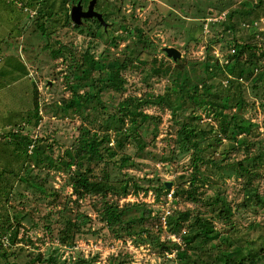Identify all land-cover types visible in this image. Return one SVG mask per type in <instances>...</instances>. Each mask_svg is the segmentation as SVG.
<instances>
[{
    "label": "rangeland",
    "instance_id": "rangeland-1",
    "mask_svg": "<svg viewBox=\"0 0 264 264\" xmlns=\"http://www.w3.org/2000/svg\"><path fill=\"white\" fill-rule=\"evenodd\" d=\"M56 1L52 9L41 1L32 20L15 2L6 12L21 27L32 22L21 44L0 48V66L8 70L0 73V114L18 125L32 105V89L27 119L34 123L37 111L39 122L21 135L36 141L27 157L2 153L21 138L0 147V169L19 173L8 197L0 195V213L17 229L13 241L0 242V264H200L208 248L200 241L185 263L171 248L186 249L181 236L193 231L195 216L228 238L233 258L258 253L255 264H264V204L248 200L264 198V60L254 58L264 51V0H101L97 10L107 32L96 20L71 22L70 6L78 0ZM237 45L253 47L252 57ZM215 64L224 75L212 76ZM85 93L97 101L80 105L75 95ZM167 94L173 108L157 103ZM179 114L180 125L191 114L205 131L206 147L197 150L203 161L176 144ZM229 114L254 124L242 146L223 133L222 117ZM125 130L129 136L120 138ZM93 134L108 151L87 179L111 190L79 198L71 179L82 157L67 154L74 156L79 138ZM8 176L2 180L11 181ZM105 204L127 207L119 225L102 221ZM177 215L188 219L173 235L165 222Z\"/></svg>",
    "mask_w": 264,
    "mask_h": 264
},
{
    "label": "trees",
    "instance_id": "trees-1",
    "mask_svg": "<svg viewBox=\"0 0 264 264\" xmlns=\"http://www.w3.org/2000/svg\"><path fill=\"white\" fill-rule=\"evenodd\" d=\"M262 1H259L258 5H261ZM44 32V28H42V33ZM47 47V46H46ZM237 50L238 52L242 51V50H246V54L247 57H252V51H253V47L251 46H238L237 45ZM264 50V48H263ZM52 54H56L59 57H61V53L60 50H52ZM260 57L261 59L264 60V51H262L259 55L255 56L254 58ZM214 69H215V73L212 74L213 77H219L224 75V71L222 72L221 69H219L218 65L215 64L214 65ZM86 70L82 71L83 74H85ZM244 73V71H242ZM224 73V74H223ZM102 84L107 86L108 81H104L101 80ZM232 85V84H231ZM255 86V85H254ZM231 87V86H230ZM230 92H227V95L229 96ZM240 92L238 91H233V95L238 98L239 97ZM75 97L77 98L76 100L78 101V103L81 104H86L89 101H97V97L98 96H94L91 97L89 94H83V95H75ZM171 97L170 94L164 95V96H160V98L157 100V103L162 104V105H166L169 108H173V104L171 102ZM130 101H134L133 99H130ZM237 104V102H236ZM214 105L216 106H220L219 101H217ZM136 108V107H135ZM229 110V109H227ZM36 121L35 123V127L38 125L39 122V118L37 115V111H36ZM228 117V118H227ZM175 124L179 125V130H178V139L176 140V144L177 145H181L182 149L185 152H191V156L193 159H195L196 162H198L199 160H202L201 155L197 152L198 149H203V144L206 147L205 143H201L204 142V139L201 135L200 132L201 130L198 129L197 125H194L193 121H194V117L190 114V116L184 117L183 119H187L189 120L186 124H179L181 122V114L179 115H175ZM225 118V120H224ZM222 123H223V133L225 135L226 138H230L232 139L234 142L236 141L238 145H244L247 143V138H248V133L251 130V127L254 126V124H251L249 120H246L245 118L238 120V117L236 115H232L229 114L227 116H223L222 117ZM205 131L201 132L204 133ZM120 138H124L126 139L129 135H128V131H120ZM247 135V136H246ZM241 136V138L239 140H237V137ZM98 136L96 134L91 135L89 138H86L84 136H81L79 138V145L77 146V148L74 151V156H71L69 154H67L69 156L70 159H73L75 157H82L81 161L79 159L78 162V170L77 172L74 174L72 180V187H73V192L78 195V197H82L83 194L85 193H93V194H100L103 197L106 196L107 193L110 192V187L107 186L104 182L101 183H96L94 181H89L87 179V172H91L92 170L90 169V166L93 163L96 162H101L104 159V151L107 150L106 148L103 147V152L101 150V146L104 143V139L102 140H98ZM36 142V141H35ZM32 139H30L28 136H25L24 139L22 141H16L15 142V146L13 148L12 155L14 157H16V160H19L20 157L25 158L28 155V149L32 146V149L35 148L34 143H35ZM217 142L219 143L220 141L217 140ZM234 142L232 144H234ZM210 147V146H209ZM37 151V148H36ZM108 151V150H107ZM20 152V153H19ZM39 152V151H37ZM40 153V152H39ZM112 155L114 154H110V156L112 157ZM259 157V156H258ZM86 165V167L84 168V171L80 170V167L82 165ZM72 165V162H68L65 164L66 168H70V166ZM193 166H196L195 163L193 162ZM12 169L7 170V169H3L4 173L9 174L8 178L12 179L11 181H3L4 184L1 182L0 184L3 185L5 188V190H3L2 196L8 197L9 195V191L10 188L12 187L11 182H13L14 179H17L19 176L18 174H13ZM246 170V169H245ZM244 170V171H245ZM15 172V171H13ZM4 173H0V175ZM6 178V177H5ZM195 178H193L194 180ZM249 201L251 200H255L256 204H264V198L262 196H258V195H250L248 198ZM127 207L123 208V209H118L117 206H113L110 204H105L104 206V210L101 214L102 216V221L105 222L109 227H115L116 225H119V223H121L123 221V217L125 216V212H126ZM219 212H221L219 210ZM228 214V213H227ZM226 214V215H227ZM170 218H168V220L165 222L166 224V228L168 229V231L170 233H172L173 235H175V233H179L181 228L183 227V223L188 219V218H182L179 215L174 216V218H172V216H169ZM193 224L189 225V227H191V229L193 228V231H191L189 234H186L185 236H181V240H182V244L183 246H186L185 250H181V247H179L176 244H171V248L173 249H177V251L179 252L180 255L177 256V258H179L180 261H190V256L188 255V251L190 249H192V245H194V243L196 241H200L201 243H203L207 248V250L205 251V256L206 259L202 260L200 264H244V262L249 259H252L250 261L251 264H255L256 261H254V259L252 257L258 255L254 254V255H250V253L248 254V258L245 259V257H241V254H239V256H237L236 258H233V252H229V246H231V243L228 242V238H222L220 236V233L214 230L213 225L206 219L203 218L202 216H195L193 218ZM11 220L9 219L8 213L4 212L0 213V238L2 237H7L8 241L14 239L16 233H17V229H15V226H12L9 222ZM5 224L7 225V227H5ZM4 228V229H3ZM7 228V230H5ZM2 229V230H1ZM13 231V233L11 234L10 231ZM221 238V239H220ZM228 244L226 247L225 245ZM158 247L161 250H166L169 249L168 246H166L165 244L162 243H158L157 244ZM164 248V249H163ZM3 248L0 246V258L3 257L4 258V254H2ZM261 252H263V250H260ZM52 258L49 259V261H51ZM30 263L34 264L33 261H31ZM89 264V263H88ZM191 264H197L196 260H194ZM199 264V263H198Z\"/></svg>",
    "mask_w": 264,
    "mask_h": 264
},
{
    "label": "crops",
    "instance_id": "crops-1",
    "mask_svg": "<svg viewBox=\"0 0 264 264\" xmlns=\"http://www.w3.org/2000/svg\"><path fill=\"white\" fill-rule=\"evenodd\" d=\"M40 1V2H39ZM42 2H46L44 4H41L43 7H46V9H52V8H56L55 7V3L57 2L56 0H0V48L2 46H7L9 47L10 45H15V44H21V41H23V34L26 32L27 27L30 25V23L32 22V18H34L36 13L35 10H37L40 7V3ZM13 2L16 3V6L14 8H16L17 10L22 11V13L27 14L29 13L28 17L29 19H31L27 24L24 25V27H21L22 24V20L21 19H17V17L12 18L10 15L6 14L7 11H10L11 4H13ZM23 2V4H22ZM37 12L39 13V10H37ZM7 21H14V23L11 25V27H9L8 25H6ZM28 25V26H27ZM14 30V31H12ZM18 33V34H17ZM9 45V46H8ZM32 46V45H31ZM21 48V45L20 47ZM23 50V49H22ZM1 51V49H0ZM2 61V57L0 56V62ZM2 66H0V73L4 74V71L7 70L6 67L1 68ZM31 69H26L25 71L27 72L26 77H28V79H32V75L33 73L30 71ZM8 71V70H7ZM30 82V81H29ZM32 83V87L34 85L33 79L31 81ZM0 91H2L0 89ZM31 96H32V105L29 106L28 111H26L25 113H23L21 116H23L22 121H20L18 123V125H15L14 121H7V117L4 118L1 114H0V131H3V133H1L0 135V147H8L9 143L12 142V139H16L17 138H21V135H24L25 132H27V130H29V128L31 129L32 126L33 128H35V123L31 122V120L27 119L30 116V113H32V111L34 110V101H33V90L31 89ZM9 111V110H7ZM25 137V136H23ZM30 138V137H29ZM24 138H21L20 140L22 141ZM31 139V138H30ZM17 140V141H20ZM11 144V143H10ZM8 145V146H7ZM13 150V148H12ZM11 150V151H12ZM8 150H6V148H3V154L4 156H8L10 154H12V152ZM2 168L0 169V173L2 172ZM4 180H2V175H0V183L3 182ZM5 187L3 185L0 184V194H2L3 190ZM9 219L12 220V218L9 216Z\"/></svg>",
    "mask_w": 264,
    "mask_h": 264
},
{
    "label": "water",
    "instance_id": "water-1",
    "mask_svg": "<svg viewBox=\"0 0 264 264\" xmlns=\"http://www.w3.org/2000/svg\"><path fill=\"white\" fill-rule=\"evenodd\" d=\"M70 20L71 22L76 25L80 26L83 22V19H93L96 18L100 24H102L104 27H106L105 22L103 21L102 15L93 11L92 4L89 5L87 11H83V7L81 4V1H78L74 6L70 9ZM166 53L168 56H173V59L179 58V52H177L174 49H166ZM166 186H169V184H166Z\"/></svg>",
    "mask_w": 264,
    "mask_h": 264
},
{
    "label": "flooded vegetation",
    "instance_id": "flooded-vegetation-1",
    "mask_svg": "<svg viewBox=\"0 0 264 264\" xmlns=\"http://www.w3.org/2000/svg\"><path fill=\"white\" fill-rule=\"evenodd\" d=\"M78 1H81V4H83V0H78ZM78 1H77V2H78ZM99 1H101V0H88V2H87L86 5H84V6L82 5V7H83V11H87L89 5L92 4L93 11H95V12L101 14V13L98 12V10H97V5H98V2H99ZM75 4H76V3H75ZM75 4H73L72 6H74ZM72 6H70V9H71ZM69 14H70V10H69ZM69 17H70V16H69ZM85 20H86V19H85ZM85 20L83 19V21H85ZM87 20H91V19H87ZM92 20H96V21L98 22V24H100V22H99L96 18H93ZM100 25H101V27H102V29H103V32H107V28L104 27L102 24H100ZM105 28H106V29H105Z\"/></svg>",
    "mask_w": 264,
    "mask_h": 264
},
{
    "label": "built area",
    "instance_id": "built-area-1",
    "mask_svg": "<svg viewBox=\"0 0 264 264\" xmlns=\"http://www.w3.org/2000/svg\"><path fill=\"white\" fill-rule=\"evenodd\" d=\"M2 240H5V242L3 243ZM0 242H2L5 245L6 243H8V238L6 236L2 237L0 238Z\"/></svg>",
    "mask_w": 264,
    "mask_h": 264
}]
</instances>
